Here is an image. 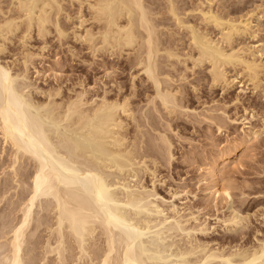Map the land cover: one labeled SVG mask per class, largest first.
<instances>
[{
    "label": "bare ground",
    "instance_id": "1",
    "mask_svg": "<svg viewBox=\"0 0 264 264\" xmlns=\"http://www.w3.org/2000/svg\"><path fill=\"white\" fill-rule=\"evenodd\" d=\"M143 1L145 0H0V54L5 53L7 44H12L11 40L14 37H17L16 41L21 46L20 58L15 57L14 60H10L11 62H8L9 60L0 62L2 172V168L9 161L7 164L9 171L3 173L7 175V179L5 178L4 183L0 185V196L3 198L12 190L11 197L14 198L8 201V206L1 207L0 210V264H210L217 259L219 262L217 264H264V236L256 238L257 242L252 245L249 243L250 246L247 244L243 247L234 246V249L225 251L196 236L199 233H208L206 232L208 227L205 221L200 222L194 213L183 214L174 203H170L171 205L166 203L169 206L162 207L156 201L158 194L154 189L155 180L151 181L152 185L149 188L141 182L140 175V172H148L154 179L156 161L150 155H153V149L156 147L153 148L151 143H146L143 148L142 143L146 138L139 129L142 122L138 120L141 118H136V107L134 108L135 104L131 103L136 100L134 94L138 89L135 88L137 86L134 78H138L142 71L145 78L141 80H149L155 90L151 98L150 95H146L147 102L154 105L151 110L159 112L161 108L168 118L176 114L178 108L184 107V111L189 109L186 107L188 103L180 105L182 101H186L180 95L184 93L171 86L172 83L177 85L175 82L180 85L187 77L181 74V81L172 82L171 76L176 78V75H173L174 73L168 75L169 73L161 71L160 65L164 64L169 65L170 70L176 68V64L177 68L181 65L184 71L188 70L185 75L194 73L197 68L205 67L210 88L218 86L227 92L237 84L240 92L245 91L244 85L247 87L249 85L255 92L264 88V77L262 79L264 43L262 39H257L251 44L244 42L247 38L254 39L258 35L260 27L257 25L258 22L254 23L253 18L255 17L253 11L258 10L232 17L233 11L230 9L232 12L230 16L226 11L227 14L224 16L218 11L217 13L213 11V0H197L199 4L196 3L195 8H192L199 14L197 16L201 23L200 27L199 24H195L196 20L191 23L184 20L185 15L184 19L180 17L185 10L179 13L175 1L166 0L167 4H164L166 15L171 16L173 18L171 21L176 24L173 28L175 30H171L175 32L176 29L182 28L186 33L187 44L186 42L184 44L188 48L187 51L184 49L186 52L184 50L180 52L178 45H174L177 42L173 38L175 47H172L169 41V46H161L164 44L161 41L164 28L160 31L159 25L164 23L160 22L159 25L153 23L150 11L157 6L147 9L148 4L145 5ZM220 1L223 4L229 0ZM65 3L70 8L74 7L73 16V13L65 11ZM229 4L231 3H228L227 7L232 6ZM160 11L158 10L159 15ZM156 12L154 18L158 14ZM63 13L68 21L74 18L72 28L74 41L92 55L107 52L109 56L115 54L117 56L118 53L119 58L124 54L134 56L131 62L139 67L140 74L136 72L137 75L133 73L130 75L128 94L117 83L118 85H115L117 95L111 91L108 96L107 89L100 90L102 94L92 93L94 95L88 97V88L82 85L81 88L75 89L72 85L66 89V94L69 92V95L63 97L61 86L39 91L36 89V93L42 94L43 99H34L30 92L26 90L24 92L26 84L17 85L18 79L24 81L27 79L32 59L40 55V51L46 47L44 39L46 40L47 35H52L51 32L54 30L59 38L63 39L66 36V30L59 24V17ZM210 27L216 32L209 31ZM156 28L162 35L161 39H158L160 36L158 37ZM166 30L171 32L170 29ZM169 31L166 32L170 33ZM168 33L166 36L171 35ZM179 33L175 32L172 35ZM34 36L42 41L38 52L29 49L30 40ZM159 41L162 43L159 44ZM68 50L72 54L74 47L70 46ZM74 55L76 56V53ZM158 56H162L163 59L158 60ZM161 60L163 63L158 64ZM19 62L21 69L13 71L15 64ZM130 65L132 66L131 63ZM228 68L231 72L233 70L232 74ZM35 72L38 73L37 70ZM238 77L242 79L238 80ZM225 94L227 93L223 95ZM239 100V96L236 95L232 101L236 105ZM142 117L147 124L152 121L150 116ZM130 122L135 126L132 136L128 130ZM255 130L247 131L245 138L246 136L247 140L257 138L261 132ZM141 137L144 139L141 140ZM157 137L159 141L156 143L148 140L164 145V148L157 145L158 151L161 148L163 154L164 152L167 154L165 158L171 157V142L165 135ZM7 145L9 153L5 152ZM147 157L153 168H149L150 164L147 165ZM219 164L214 163L208 169L214 187L217 185L218 173L221 172ZM227 188L226 186H222L220 190L214 188V192L227 193ZM37 207L42 214L36 212L37 209L35 211ZM14 211L19 212L18 216H15L18 217L15 222L9 218V214ZM232 212V215L222 219L224 227L228 229L240 225L243 220L238 212L235 213L234 210ZM145 213H153L154 217ZM153 229L157 230L155 238L158 240L162 238L164 241V238L167 239L166 236L172 234L174 237L180 235L182 239L185 237L182 244H179L182 239H179L180 241L172 239L167 245V248L174 246L172 252L181 260L178 262L169 260L170 258L161 253L164 251L161 249L151 254L145 253L147 250L139 241L144 234ZM42 230L45 234L39 235ZM38 248L41 249L40 254L36 252Z\"/></svg>",
    "mask_w": 264,
    "mask_h": 264
},
{
    "label": "rangeland",
    "instance_id": "2",
    "mask_svg": "<svg viewBox=\"0 0 264 264\" xmlns=\"http://www.w3.org/2000/svg\"><path fill=\"white\" fill-rule=\"evenodd\" d=\"M158 1L157 0H151V1L145 0L143 1V3L145 5L148 4L147 5L148 7L146 6L147 9H149L151 6H155V7L157 6L152 11H150V15H151L150 17L153 23L156 25H159L160 22L164 23V24L159 25V27L161 28L158 27L160 31H162V29L164 28L162 31L164 32L162 33V35L164 36H162L159 29L156 28L158 31L157 33L158 37L160 36L158 39H161V36L163 38V40L161 41L164 44H162L161 46L162 47H164L163 45L169 46L170 44L172 45V47H175L174 45H178V47L176 46L179 49L178 51L183 52L184 49L186 50L188 48V46H186L187 37L185 36L186 34L185 30L178 27L182 31H180L179 29H176L180 33L175 31L176 33H179V34L178 35L175 34V36H173L175 32H173L172 30H175L173 28L174 26H176V24H174L175 23L174 21L173 22L171 21L173 19L171 16L167 17L168 15H166L167 14V12H165L166 5L164 4L165 3L167 4V2L166 0L164 1L158 0ZM173 1H175L174 3L177 9L179 10L178 11L179 13L185 10L182 14H180V17H183L185 15L184 16L185 19L184 17L183 19L191 21V23H193L192 21L196 20L195 24H199L198 26L201 27L199 17L197 16L199 14H196L198 13L197 10L194 11V9L192 8L196 5V3L199 4L197 0H190V1L189 0H173ZM213 1H214V3L212 4V7H214L212 8L214 9L213 11H215L216 13L218 11L221 15L228 13L230 16V13H232L231 11H233V14H231L232 17L233 16L238 17V16L245 15L246 12H250V11L257 9L258 11L256 12L258 13L253 11L255 14V17L253 18H254V23L256 22L259 23V24L257 23L258 27H260L258 31V35L254 39L247 38L246 40H244V42H248L249 44H251V43H254L255 40L257 39H262L261 41L264 43V30H263L264 29V0H234L235 2H233L232 0H229L231 2L228 1L227 3H223V4L220 0L218 1L213 0ZM228 3H231L229 5H232V6L227 7ZM236 3L238 4L236 5ZM182 4L184 6L185 5L187 6L181 8V6H183ZM221 4L222 6H219ZM152 8L153 7H151V9ZM66 10L70 14H72L74 12V7L70 8V6L67 3H65V11ZM158 10L160 11L161 15H159ZM186 10H188V12ZM227 10H229L230 12ZM155 11L158 12V14L156 12L158 16L156 15V17L154 18L153 15L155 14ZM163 12L165 14H163ZM73 15L74 13L72 14V16ZM163 16L165 17V19ZM60 17H59V24L60 25L62 24L61 27L63 26V29L66 30V36L63 37V39H61L57 36L54 30L53 32H51L52 35L48 34L46 37V40L44 39L46 43L45 49L43 51H40V55L32 59L33 61L32 65H29L28 67L27 79H25V81L18 79L17 81L19 82H17V85L20 84L22 86L26 84V88L24 87L23 89L24 92L25 90L26 92L27 91L30 92L31 96H33L34 99H37V98L43 99L42 94L36 93L37 91H39V89L44 90V89H48L52 87L55 88L57 86H61L62 97L63 95L66 96L69 93L67 91L68 93L66 94V89L70 88L72 85H73L72 88H75V89L81 88L80 86L82 85L88 88V93H89L88 97H91L92 95H94L92 93L100 92L98 94H102V91L107 90V89L109 90V92L107 91L108 96H110L109 94L111 93V91H112V94L114 93L118 94V91L117 90H116L117 92L115 91V89H117V87L115 86L117 83L121 85L123 87L122 90H124V92L128 94V92L130 91V85H129L131 81L130 75L132 73L136 75L137 73L138 74L142 73L141 75L137 76L138 78H134L136 80V81L134 80L135 85L137 86L135 88H138V89L135 91V94H134L135 96L134 99L136 100L132 101L133 100L132 99L133 96H132L131 103L135 104V105L132 104V106L134 105L133 107L134 108L136 107L135 108L136 109L135 116L137 115L136 118L138 117L137 119L141 118L142 120V121L138 120V122H142L140 123L141 127H139V129L142 130L144 135H148V136L143 135V137L146 138V140H143V143H142L143 148H145L144 144L146 143H151L153 148L156 147L153 149L154 150L152 153L153 155H150V156L151 157L153 156L155 158L156 165L154 168L155 170L156 169L157 170L155 171L154 179L150 177L151 175L148 174V172L147 173L140 172V175L142 177L141 182L150 188V186L152 185L151 181L155 180L153 183L154 189L156 193L158 194V200L156 201L160 203L162 207L167 206L170 203L172 204L174 203V205L176 204V206L180 208V211H182L181 213L186 214L187 212L188 213L192 212L195 214V216H197V218H199L200 222L205 221L204 223L208 227V230L206 232L208 233L206 234L199 233L201 235L196 234V236L199 237V239L203 238L204 240L210 242L209 244H211L212 246L214 245L215 247L218 246L220 248H223L226 251V250L234 249L233 248L234 246L243 247V246H246V244L248 246L249 243L251 245L255 244L254 242H257L255 240L256 238L259 239L262 236H264V222H263L264 221L263 219L264 218V96H263L264 88H261L259 89L260 91L257 90L255 92L251 90V87L249 85L248 87L247 85H244L245 91L240 92L238 91L240 87H238V84H237V85H234V87L227 92V91H223L218 86L210 88L208 84L209 78L207 77L208 74L206 73L207 71L205 67L197 68L195 71L197 72V74H195V72L191 73L189 71L190 73H187L185 75V73L188 72V70L184 71L183 67L180 64L179 65L180 67H182L183 70H181L179 66H178L179 68H177L176 65L178 64L175 65L176 68H173V69L171 68L172 70H170V67L167 64H164L163 66L160 65L161 66L160 70L164 71V73L166 74L169 73L168 75H172L174 73L173 75H176V78H174L175 76H171L172 82L181 81L180 80L181 74L187 77L183 80L184 82H182L184 85H182V83L181 84L179 83L180 85H178V82H175L177 83V85L172 83L174 85L171 84V86L172 87L175 86L176 88L180 90V92L182 91L184 93V95L183 94H180V95L182 98L184 97L183 99L186 101L183 102L181 100L182 102L180 101L181 103L180 102L179 103L180 105L188 103L186 107H188L189 109L185 108L186 111H184L183 109L184 107H181L182 109L178 108L179 110L177 109L176 110L177 112L175 111L176 114H172L170 115V117L167 118L165 116L164 111H162L161 108H159L160 109L159 112L158 111L155 112V110H151V108L154 107V105L152 103L149 104V102H147L148 98H146V95L147 96L150 95L149 98H151L153 96V93L155 92V90H153L154 87L151 85L152 83L149 82V80H146V79H145L146 81L141 80V78L142 79L145 78V75L142 71L139 73L140 71L139 67L136 65L134 66L133 65L134 63L131 62L134 60L133 59L134 56L132 54L131 55L124 54L123 56L121 55L120 58H119L118 53H117V56L116 54L115 55L113 54L114 56H111V55L109 56L107 52L106 53L97 52L96 55H92V53L88 52L81 45L77 44V42H75L74 39L72 38V28H73L74 18L68 21L64 18V13L61 14ZM155 19H157V21L159 22L157 23ZM166 20L168 21L165 22ZM169 21H171V23ZM165 28L170 29V30L172 29V30L170 32L169 30H166ZM208 30L213 31V33L216 32L215 29L211 27L208 28ZM166 31H169L170 33ZM167 33L171 35L166 36ZM181 36L185 37L186 39L182 38ZM16 38L15 37L12 38L11 40L12 44L11 43L7 44L9 48L7 47L8 49L6 48V50H4L5 53L1 52L2 53L0 54L1 63L8 61V60H9L8 62H11L12 60H14L13 58L15 57L20 58L21 46L19 45L18 41H16L18 40ZM164 38H167V39H164ZM168 38L170 39L173 38L174 41H176L177 43L173 42V39L171 40L172 41L171 42L170 39ZM168 41H169V44H168ZM162 42L159 41V44H161ZM185 42L186 44H184ZM40 46H42L41 39H37V37L34 36L30 40L29 49L33 52H38ZM70 46L74 47V52L72 54H70L68 50V47ZM161 46L159 47L161 48ZM177 48L175 50H177ZM185 50L184 52L187 51ZM263 50H264V47H263ZM16 51L17 53H15ZM160 52H162V48ZM75 53H76V56L74 55ZM158 55H160V53H158ZM161 55L162 56L164 55L163 52L161 53ZM162 56L161 57L158 56V60H160L159 58L163 59L165 55L163 57ZM129 58H132V60ZM263 61H264V54H263ZM161 62L162 60L158 61V64H160ZM130 63L132 64V66L130 65ZM164 63H166V61H164ZM165 65H167L169 69L166 68L167 66ZM21 67L22 66L19 62L15 64L13 71H17L21 69ZM135 67L138 68L137 69L138 71H136ZM164 68L168 70L166 69L164 70ZM35 70H37L38 73H36ZM173 70L174 71L176 70V71L174 72ZM170 71H172V73ZM179 71L181 73H178ZM232 73H233V70L231 72V69H230V74ZM263 77L264 76H262V79ZM175 79H178V80H175ZM239 79H242V78L238 77V80ZM27 85L29 86L31 85V86L27 87ZM112 86L113 88H111ZM263 87H264V84H263ZM36 89L37 91H35ZM194 91L196 92L194 93ZM262 91L263 93H261ZM124 92L121 91V93H124ZM222 93L223 94L227 93V94L223 95ZM236 95L239 96L240 100L238 102L239 104L236 102V105H235L234 104L235 102L232 100ZM111 96L114 97L113 95ZM155 104L157 105V103ZM138 108H140L141 111ZM192 109L193 111L188 112V110H192ZM150 111L152 112L150 113ZM179 111H182V112H179ZM138 112L140 115L137 114ZM160 112H163L164 114H161ZM193 112H196V113H193ZM142 113L143 114L145 113L144 115L152 117V121H149L148 124L145 123L147 121L143 119L142 116L144 115H141ZM150 123L152 125H150ZM129 124L130 125H128L129 126L128 128L130 129L128 130L130 132L129 135H131V133L133 134L132 132L133 130L135 132V129H133L135 128V126L133 125L132 122H130ZM251 127L253 130L256 129L255 131L259 130V132L261 133L254 140L253 138L247 140V136L245 138V135L247 134V131L249 132V130H252L250 129ZM150 134H153L154 136L153 135L150 136ZM159 135H165V137H167L169 142H171V146H170L171 147L170 149L171 157L169 158H165L167 157L166 156L167 154H165V152L163 154V150L161 148H159L160 150L158 151L157 145L161 147L164 146V145H159L161 143H158V142H157L158 144H155L156 141H159L157 137ZM150 137H153L156 139H153V138L151 139ZM144 138L141 137V140ZM138 139L140 138L138 137ZM148 139H150L151 141L155 143L151 142ZM0 147H2V143ZM8 148L9 146L5 148L6 153L10 152V151L7 152ZM156 152H159V153H156ZM7 157H9V155ZM166 159L168 160L170 159V160L168 161ZM146 160H147V165L150 164L149 168H153L152 167L153 164L150 163L149 157H147ZM214 163H220L219 169L221 171L218 173L219 177L217 179V185L215 187L213 186L214 184L212 183L213 179L208 173L209 167L212 166ZM7 164L4 165L5 166L3 167L4 169L2 168L3 172L0 170V185L2 184L4 180L7 179L6 178L7 175L3 174L5 171L7 172L9 171ZM212 186L219 190L222 186L223 187L226 186L228 187L227 188L228 194L223 191L215 193L214 188ZM11 191L12 190H10L7 194H5L3 198L0 196V198L2 199L0 201V210H1V207L3 208L6 205L8 206V201L12 199L14 200V198L11 197ZM4 202H5V205H4ZM36 209L38 210L39 208L38 207L35 208V211ZM233 210L234 212L235 211L238 212L237 214L240 215L241 218L243 217V220H242V223H240V225H237L234 228L228 229L224 227V223L222 222V219L227 218L228 216H230V214L232 215ZM36 212H39V214H42L40 210ZM36 212L34 214L35 217L37 214ZM18 214L19 212L17 211L11 212L9 214V218L15 222L17 221V218H18L15 216H18ZM145 215H150V217H154L153 213L152 214L145 213ZM42 231L39 232V235L42 233L43 235L45 234V231L43 232ZM156 231L157 230L153 229L141 237L140 239L141 241H139V243L144 247L145 250H147V252L145 251V253L151 254L155 250L159 251L161 249V250H164L163 252L161 251V253L165 255L166 258L168 259L170 258L169 260L173 262L175 261L178 262L179 260H181L179 257H176L174 253L172 252L174 249L173 248L174 246L167 248V245L168 243L171 242L172 239L173 240L175 239L177 241L179 239H182V236L176 235V237H174V235L172 234L171 236H169L170 239L168 236H166L167 239L164 238L165 240L163 241L161 240L162 238H160V240L155 238L156 233H157ZM184 238L182 239L183 241L179 240L180 243L179 241L178 243L182 244L185 240ZM41 240H43V236ZM38 249L39 250H36V252L38 251L37 253L40 254L39 252L41 249L40 248ZM171 252L173 253V255ZM189 258L193 259L192 256L191 257L189 256ZM214 261L215 260H213V262ZM217 261H215V263L210 262V264L219 263Z\"/></svg>",
    "mask_w": 264,
    "mask_h": 264
}]
</instances>
